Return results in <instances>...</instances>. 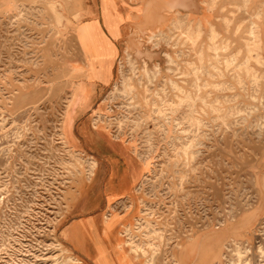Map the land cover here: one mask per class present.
Segmentation results:
<instances>
[{"label": "rangeland", "instance_id": "1", "mask_svg": "<svg viewBox=\"0 0 264 264\" xmlns=\"http://www.w3.org/2000/svg\"><path fill=\"white\" fill-rule=\"evenodd\" d=\"M148 1L121 45L164 46L171 60L155 61L156 75L153 60L140 73L134 47L114 64L116 46L82 20V0H0V264H82L62 231L95 168L92 132L144 165L133 197L104 215L126 216L115 245L129 225L157 264H202L212 247L218 264H264V0H208L213 26L173 14L153 38L163 5ZM114 5L101 0L100 15ZM69 113L94 159L67 142Z\"/></svg>", "mask_w": 264, "mask_h": 264}, {"label": "crops", "instance_id": "2", "mask_svg": "<svg viewBox=\"0 0 264 264\" xmlns=\"http://www.w3.org/2000/svg\"><path fill=\"white\" fill-rule=\"evenodd\" d=\"M112 1L108 0L109 3ZM127 1L114 0L116 6L109 7L110 14L108 16L102 14L104 16H101V0H97L98 9L88 7L85 0H82V20L89 26L91 24V27H97L101 31V33L97 34V39L100 40V37H103L107 41L110 40L112 44H115L117 52L114 64L117 57L123 54V50L126 47H122L121 45L123 37L126 35L125 30L141 23L148 13L147 11H149L148 0H134L130 3ZM159 1L162 3L163 8L156 15V21L161 19L157 22V28L163 31L169 27L171 15L176 14V12H179L182 16L186 14L195 26L199 25L203 29L213 26L216 20L214 13L206 7L208 0L185 1L181 3L182 8L180 6L176 9L168 8L173 0ZM178 1L181 2V0ZM110 48L108 44L105 45L106 50ZM163 48H161V51L151 48L153 51L151 53L155 55L153 58L154 62L164 59L165 51ZM84 49L90 54V58L92 59V51H90L89 47ZM105 83H108L107 80ZM70 119H72V115L69 113L67 123ZM98 135L95 132H92L90 136L85 133L84 138L86 148L92 149L93 145L95 146L96 152L94 154L97 159H94L86 155L82 148L77 145L72 132V125H70V130H68L67 124V142L73 150L77 149L75 151L93 158L96 164L93 174L89 180L81 184L71 203V213L75 217L64 227L62 235L68 247L82 261V264H127L113 241L118 224L126 216L111 217V220L106 224L104 222V215L110 210L109 207L112 208L118 202L133 197L132 195L137 183L145 174L144 165L135 160H124L122 158L124 155L115 153H121L123 149L105 146L102 141L96 138ZM116 156L121 159H115ZM219 260V251L216 247H212L203 256H199V262L202 264H218Z\"/></svg>", "mask_w": 264, "mask_h": 264}, {"label": "bare ground", "instance_id": "3", "mask_svg": "<svg viewBox=\"0 0 264 264\" xmlns=\"http://www.w3.org/2000/svg\"><path fill=\"white\" fill-rule=\"evenodd\" d=\"M132 1V0H131ZM185 1H189V0H181V2L180 1H178V0H173V2L171 3V4H173V7L171 8V9H176L177 7H180L182 4V2H185ZM190 4H192V3H190ZM189 7V6H188ZM188 7H186V8H188ZM181 8H182V6H181ZM190 9V8H189ZM188 9V10H189ZM176 14L180 17V18H185V19H188V16L186 15V14H183V16L181 15V14H179V12H176ZM176 15V16H177ZM160 17V16H159ZM164 18V17H163ZM161 20V19H160ZM159 19H158V21H160ZM157 21V22H158ZM190 22H191V20H190ZM162 24V23H161ZM177 24V23H176ZM164 32L162 31V30H160V29H158L157 30V34L156 33H153V36H152V38L153 37H155L156 35H162ZM158 35V36H159ZM149 41V40H148ZM136 48V50L138 51V53H141L142 54V57H141V55H140V57H139V59L141 60V65H140V73L142 74V75H148V63L150 62L151 63V60H153V58H154V56L155 55H153L152 53H148V52H146V51H144V50H142L141 49V45L140 44H135V43H133V44H131L128 48H129V50L131 51V49L132 48ZM128 48H127V50H125V52H124V56H127V57H130V52L128 51ZM134 50V49H133ZM138 56V55H137ZM165 56H166V58L168 59V60H171V57L169 56V55H167V54H165ZM136 57V56H135ZM133 58V57H132ZM165 58V59H166ZM134 59V58H133ZM138 59V58H137ZM134 64H136L134 61H131V65L133 66ZM153 67H154V70H156V73H155V75L157 74V71L159 70V64L157 63V62H153ZM130 68V67H129ZM75 74H77V75H79L80 77H83V76H85V72H84V70H78V72L77 73H75ZM154 75V74H153ZM171 84H174L173 82H171ZM115 89V88H114ZM178 89L180 90V88L178 87ZM184 98V97H183ZM183 98H181V99H183ZM200 100V99H199ZM148 103V102H147ZM193 105V104H192ZM194 111V110H193ZM71 120L72 119H70L69 121H68V130L70 129V125L72 124L71 123ZM191 121H193V120H191ZM98 129V128H97ZM96 129V130H97ZM202 133V132H201ZM189 145V144H188ZM77 152V151H76ZM89 160H91V162H90V165H91V163H92V165L94 164V162H93V160L92 159H90L89 158ZM94 166V165H93ZM105 218H107V216L105 217ZM104 218V219H105ZM106 220V219H105ZM122 228V232H120V234H118L119 235V237L120 238H124V241H123V243H118V244H116V247L119 249V250H121V252H122V249L123 248H126V250H127V254H130V255H132L133 256V258H134V260L136 261V262H139V263H137V264H157L156 263V261H155V256H153V255H155V254H151L150 256L148 255V252L144 249V250H142L141 248H140V246L139 247H137L138 245H134L133 244V242L131 241V238L129 237V230H130V227H129V225H124L123 227H121ZM229 232V231H228ZM226 233V232H225ZM160 234V233H159ZM157 235V234H156ZM151 236V235H150ZM149 236V237H150ZM162 236V235H161ZM153 237V236H152ZM130 238V239H129ZM159 238H160V236H159ZM158 238V239H159ZM151 240V239H150ZM155 240H156V238H155ZM148 248V247H147ZM154 249V248H153ZM148 250H150V249H148ZM155 250V249H154ZM200 250H201V247L200 246H198L197 248H196V250H195V253H194V260H193V263H194V261L197 259V257L200 255ZM251 250V249H250ZM187 256V255H186ZM241 256V255H240ZM188 257H190V256H188ZM238 257H239V255H238ZM189 261H190V259H189Z\"/></svg>", "mask_w": 264, "mask_h": 264}]
</instances>
